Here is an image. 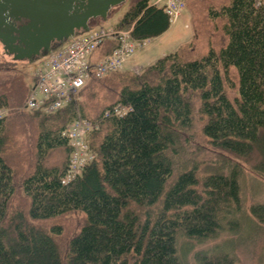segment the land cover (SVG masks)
Here are the masks:
<instances>
[{"label": "trees", "instance_id": "1", "mask_svg": "<svg viewBox=\"0 0 264 264\" xmlns=\"http://www.w3.org/2000/svg\"><path fill=\"white\" fill-rule=\"evenodd\" d=\"M125 2L114 30L142 41L170 27L152 0ZM185 5L188 41L139 72L89 78L52 112L20 110L30 86L0 57V264H185L180 238L226 231L232 248L195 262L238 264V246L257 243L264 201L246 207L241 178L264 177V0ZM117 46L106 39L95 60ZM77 115L97 123L94 157L66 183L62 133Z\"/></svg>", "mask_w": 264, "mask_h": 264}, {"label": "built area", "instance_id": "2", "mask_svg": "<svg viewBox=\"0 0 264 264\" xmlns=\"http://www.w3.org/2000/svg\"><path fill=\"white\" fill-rule=\"evenodd\" d=\"M152 4L163 7L170 21L176 20L185 9V0H152ZM106 39L116 40L118 46L110 54L92 60L91 57ZM142 42L133 39L130 30L99 29L73 37L67 46L56 48L40 59L33 73V84L21 106L45 112L61 108L74 100L78 90L89 78H100L123 69L135 46ZM122 108L117 105L108 113L121 115ZM5 111L0 109V117ZM96 124L77 115L63 131L71 147L63 182L73 179L93 159L87 137Z\"/></svg>", "mask_w": 264, "mask_h": 264}, {"label": "rangeland", "instance_id": "3", "mask_svg": "<svg viewBox=\"0 0 264 264\" xmlns=\"http://www.w3.org/2000/svg\"><path fill=\"white\" fill-rule=\"evenodd\" d=\"M126 7V2L113 6L106 19H92L89 30L76 33V37L94 30L113 28L124 14ZM187 15L189 16L185 7L178 18L171 22L170 29L167 33L145 39L142 43L135 46L132 54V59L134 60L132 65L137 68L138 72L148 64L153 63L158 57L173 51L178 45L191 38V28ZM69 42L70 39L56 42L54 43L53 48L65 47ZM43 56L44 55L37 56L32 59H17L11 67L22 72L25 75L29 86H31L34 81V70ZM0 57L7 58V53L5 54L1 43ZM74 99L76 100V95ZM19 108L20 110L24 109L23 106H20ZM241 189L246 207L251 203L264 201V177L247 168H244L243 171ZM244 215L250 223L256 225L254 219H252L248 212H245ZM250 223H247V225ZM233 241L236 242L235 234L226 231L222 232L217 238L205 242H196L186 238H180L178 241V249L185 264H196L194 254L197 251L210 249L218 251L220 249L227 250L230 247L232 248ZM256 241L257 243H254L255 241H249L246 244L241 243L238 246V250L234 251V254L238 258V264H264V230H262L260 238L256 239Z\"/></svg>", "mask_w": 264, "mask_h": 264}, {"label": "water", "instance_id": "4", "mask_svg": "<svg viewBox=\"0 0 264 264\" xmlns=\"http://www.w3.org/2000/svg\"><path fill=\"white\" fill-rule=\"evenodd\" d=\"M126 0H0V43L13 60L49 53L54 43L89 30Z\"/></svg>", "mask_w": 264, "mask_h": 264}, {"label": "crops", "instance_id": "5", "mask_svg": "<svg viewBox=\"0 0 264 264\" xmlns=\"http://www.w3.org/2000/svg\"><path fill=\"white\" fill-rule=\"evenodd\" d=\"M187 19H189V16H188V15H187ZM170 25H171V24H170ZM169 29H170V27H169L164 33H167V32L169 31ZM164 33H162V34H164ZM162 34H161V35H162ZM95 55H96V54H94V55L91 57L92 60H95ZM133 62H134V60L132 59V55H131V57L126 61L125 65H124V68H125V69L134 70V71L138 72L137 68H136L135 66L132 65Z\"/></svg>", "mask_w": 264, "mask_h": 264}]
</instances>
